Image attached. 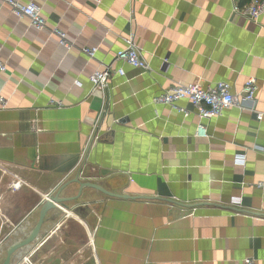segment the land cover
<instances>
[{
  "label": "crops",
  "instance_id": "1",
  "mask_svg": "<svg viewBox=\"0 0 264 264\" xmlns=\"http://www.w3.org/2000/svg\"><path fill=\"white\" fill-rule=\"evenodd\" d=\"M2 1L0 171L42 175L55 195L75 176L121 174L120 194L135 196L83 189L13 260L27 252L32 264H264V15L256 24L233 16L249 0H15L41 8L45 30L36 31ZM128 37L149 72L113 62ZM92 48L89 59L82 50ZM110 64L107 88L91 91L89 76ZM248 78L255 101L206 122V138L187 101L177 103L187 118L153 104L175 84L240 90ZM4 192L0 264L45 201L24 186ZM56 211L66 216L43 239Z\"/></svg>",
  "mask_w": 264,
  "mask_h": 264
},
{
  "label": "built area",
  "instance_id": "2",
  "mask_svg": "<svg viewBox=\"0 0 264 264\" xmlns=\"http://www.w3.org/2000/svg\"><path fill=\"white\" fill-rule=\"evenodd\" d=\"M92 1L95 3L100 2V0ZM2 2L10 8V12L15 18L27 20L29 26L36 31L45 30V19L42 17L41 8L33 2L26 4H21L15 0H3ZM232 14L241 20L256 24L258 19L264 15V0H249L242 7L234 4ZM52 34L58 37L60 46L66 49L69 48L63 33L53 30ZM82 52L89 59H93L96 49H83ZM113 62H120L141 72L150 71L147 62L136 47L133 37L126 38L125 46L115 53ZM5 71L6 67L0 57V73H4ZM111 73V64L103 66L101 70H95L89 76L91 91L106 89ZM115 73L118 76L124 75L123 69H119ZM257 91L258 86L256 80L253 78H248L240 90H235L231 85L224 82H217L207 87H202L199 84H175L155 98L153 104L169 106L173 111L187 118L190 112L177 106L179 101H187L192 106V112L198 119L196 136L206 138V122L220 117L224 111L230 108H236L241 111L244 103L252 104L255 101ZM53 105L61 106L60 103H54ZM261 119L262 116L258 114L257 120L260 121ZM236 161L244 164V157L240 156ZM242 263L261 264L251 258L244 259Z\"/></svg>",
  "mask_w": 264,
  "mask_h": 264
},
{
  "label": "water",
  "instance_id": "3",
  "mask_svg": "<svg viewBox=\"0 0 264 264\" xmlns=\"http://www.w3.org/2000/svg\"><path fill=\"white\" fill-rule=\"evenodd\" d=\"M127 178L125 175H113L111 177L106 178L103 181L99 182H80L78 179L75 178L63 185L57 194L49 199H47L40 208L38 221L29 233L15 241L6 251V256L4 262L2 264H12L13 257L16 253L20 250L26 249L31 244H33L40 233L42 224L46 215L50 212L55 210L57 207H65V203L69 201H74L77 199L82 190L85 188L92 189L96 192H99L105 196L111 198H121V199H133L135 196L132 195H122L120 194V189L122 186L126 185ZM148 200L149 198H140Z\"/></svg>",
  "mask_w": 264,
  "mask_h": 264
},
{
  "label": "rangeland",
  "instance_id": "4",
  "mask_svg": "<svg viewBox=\"0 0 264 264\" xmlns=\"http://www.w3.org/2000/svg\"><path fill=\"white\" fill-rule=\"evenodd\" d=\"M42 175L36 174L34 172L30 171H0V194H4L5 189H9L14 191L18 190L20 186H24V188H29L31 191H33L35 194H38L43 198L45 201L55 195L56 185L52 188L51 186H46V185H51L49 181L47 183L42 184L43 182L41 181ZM40 181V182H39ZM47 187L46 192H43V186ZM50 190V192H48ZM43 201V200H42ZM44 201V202H45ZM43 202V203H44ZM54 211V210H53ZM51 212V211H50ZM56 216H57V222L54 223H49V226L45 228L44 231L41 233V237L43 239L47 238L55 229L56 225L58 224L59 221H62L63 218L66 216L64 213H59V211H56ZM65 215V216H64ZM71 222V220H70ZM83 235L78 236V242L79 245L84 243L82 242ZM28 253L25 252L23 254L17 255L16 258H14L12 264H32L30 261V257H27ZM3 260V258L0 259V262Z\"/></svg>",
  "mask_w": 264,
  "mask_h": 264
}]
</instances>
